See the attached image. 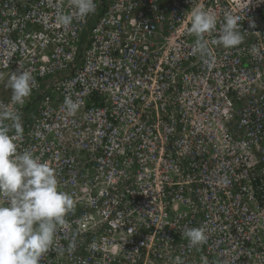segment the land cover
<instances>
[{"label":"built area","instance_id":"2783aa9c","mask_svg":"<svg viewBox=\"0 0 264 264\" xmlns=\"http://www.w3.org/2000/svg\"><path fill=\"white\" fill-rule=\"evenodd\" d=\"M198 2L217 29L238 16L243 43L213 32L211 58L193 55L192 0H95L67 27L70 0H0V104L31 71L18 151L74 200L40 264H264V0Z\"/></svg>","mask_w":264,"mask_h":264},{"label":"clouds","instance_id":"9594fccd","mask_svg":"<svg viewBox=\"0 0 264 264\" xmlns=\"http://www.w3.org/2000/svg\"><path fill=\"white\" fill-rule=\"evenodd\" d=\"M73 11L61 13L57 19L61 26L71 25L74 19H84L96 10L95 0H70ZM187 20V31L196 37L192 52L201 59L211 58L206 34L217 33L212 45L230 49L244 41L240 18L225 14L217 29V17L206 10L204 4L192 0ZM22 69V71H21ZM4 77L0 75V80ZM31 71L19 66L6 80L11 90L10 104H0V264H40L42 256L54 246L58 226L66 224L65 217L74 208L71 194L60 190L54 170L31 151H18L17 137L23 126L19 108L26 103L35 86ZM67 113L78 110L71 96L63 102ZM192 247L207 241L203 227H188L182 231ZM75 247L70 240L68 248ZM174 264H184L181 257ZM203 264L208 261L203 260Z\"/></svg>","mask_w":264,"mask_h":264}]
</instances>
